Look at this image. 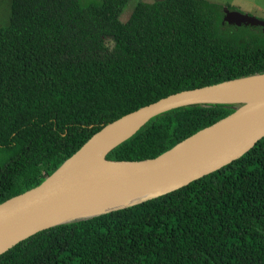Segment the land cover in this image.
Wrapping results in <instances>:
<instances>
[{
	"label": "trees",
	"instance_id": "1",
	"mask_svg": "<svg viewBox=\"0 0 264 264\" xmlns=\"http://www.w3.org/2000/svg\"><path fill=\"white\" fill-rule=\"evenodd\" d=\"M125 2L10 0L0 25V201L127 111L264 72L261 26L226 22L220 3L137 0L121 20ZM239 104L161 111L104 157L155 156ZM0 264H264V134L177 188L37 230L0 252Z\"/></svg>",
	"mask_w": 264,
	"mask_h": 264
},
{
	"label": "water",
	"instance_id": "2",
	"mask_svg": "<svg viewBox=\"0 0 264 264\" xmlns=\"http://www.w3.org/2000/svg\"><path fill=\"white\" fill-rule=\"evenodd\" d=\"M222 19L236 25H260L264 31V19L235 9L223 7ZM262 76L264 72L180 89L103 124L40 182L0 201V252L37 230L75 218L72 216L92 215L169 191L238 157L264 134V84L240 83ZM195 102L240 104L155 156L135 160L104 157L152 115ZM112 135L116 138L107 143ZM103 139L107 145L101 148L99 164L82 166L83 154ZM140 195L145 196L110 207L118 198ZM105 199L113 202L94 213L85 211Z\"/></svg>",
	"mask_w": 264,
	"mask_h": 264
},
{
	"label": "rangeland",
	"instance_id": "3",
	"mask_svg": "<svg viewBox=\"0 0 264 264\" xmlns=\"http://www.w3.org/2000/svg\"><path fill=\"white\" fill-rule=\"evenodd\" d=\"M84 2L86 0H80ZM137 0H126L124 6L122 7L119 18L125 20L130 10L132 9L134 3ZM220 3L223 7L229 6L240 12L253 15L258 18H264V0H211ZM9 2L10 0H0V25H5L8 21L9 12ZM4 155L0 156L3 159Z\"/></svg>",
	"mask_w": 264,
	"mask_h": 264
},
{
	"label": "bare ground",
	"instance_id": "4",
	"mask_svg": "<svg viewBox=\"0 0 264 264\" xmlns=\"http://www.w3.org/2000/svg\"><path fill=\"white\" fill-rule=\"evenodd\" d=\"M252 83H255V84H264V76L262 77H254V78H249V79H246L244 81H242L240 83V85H248V84H252ZM113 138L112 139H108L107 143H109L111 140H114L116 138L115 135H112ZM105 140H100L98 141L95 145H93L91 147V149H89L87 152H85L81 158V164L82 166H87V165H97L99 164V157H100V151H101V148L103 146H106L107 143L105 144ZM105 144V145H104ZM145 195H140V196H131V197H128L127 199H120L118 198L114 204H111L113 201H108V199H105L100 205H92V206H89V207H86L85 208V211H87V213H94V212H97V211H100L102 209L105 208V205H110V207L112 206H116V205H119L121 203H127L128 201H133V200H137L141 197H143ZM80 212V211H78ZM72 217H76V216H72Z\"/></svg>",
	"mask_w": 264,
	"mask_h": 264
}]
</instances>
